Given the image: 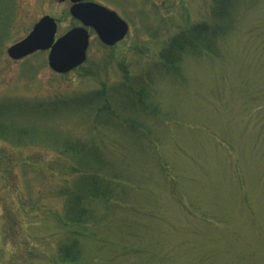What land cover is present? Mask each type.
Wrapping results in <instances>:
<instances>
[{"label": "rangeland", "instance_id": "374dc122", "mask_svg": "<svg viewBox=\"0 0 264 264\" xmlns=\"http://www.w3.org/2000/svg\"><path fill=\"white\" fill-rule=\"evenodd\" d=\"M95 1L126 36L90 30L85 61L56 73L47 51L6 48L44 14L57 35L79 24L71 1L0 0V264H66L73 240L74 264H264V0ZM198 22L227 25L218 55L196 43L174 72L160 52ZM90 165L110 195L74 225Z\"/></svg>", "mask_w": 264, "mask_h": 264}, {"label": "water", "instance_id": "95a60500", "mask_svg": "<svg viewBox=\"0 0 264 264\" xmlns=\"http://www.w3.org/2000/svg\"><path fill=\"white\" fill-rule=\"evenodd\" d=\"M72 1L69 11L83 25L72 27L54 41L56 22L53 17L44 15L23 39L7 48L9 56L20 58L34 50L49 48L50 67L57 72H65L86 57L89 33L85 25L93 27L100 40L108 45L126 35L128 24L116 11L93 1Z\"/></svg>", "mask_w": 264, "mask_h": 264}, {"label": "trees", "instance_id": "16d2710c", "mask_svg": "<svg viewBox=\"0 0 264 264\" xmlns=\"http://www.w3.org/2000/svg\"><path fill=\"white\" fill-rule=\"evenodd\" d=\"M221 15H218V17ZM215 30L211 31L213 28L208 24H204L202 22H198L192 27L188 28V30H184L182 33L178 35H174L170 41L168 46H166L159 55V58L163 63L171 70L176 72L179 70V62L181 60V53L187 52L190 46H193L195 49L197 44H200V48L198 52H206L214 55L215 49L211 48L210 40L214 39L216 36L222 34L224 30L227 28V25L218 24L214 26ZM211 31V32H210ZM197 43V44H196ZM140 92L143 96V91ZM140 96V95H139ZM142 98L138 97V101L141 102ZM133 123V121H130ZM135 125V122L133 123ZM0 129L4 132L3 125H0ZM23 130L17 129L16 135L18 138H22ZM65 149L71 152L73 156L77 157V160H81V155L78 154L77 148L74 145H66ZM80 151V150H79ZM89 173L87 174L89 178H83V187L78 188L76 185H73V191L69 197V201L72 202V206L66 207V219L68 222L74 225H78L83 223L84 219L93 218V212L88 202H85L87 198L89 199H108L110 195L109 190V181L103 184L101 181L100 173L93 172L92 169H96L95 167L88 166ZM76 229V228H75ZM73 229V234L76 233V230ZM72 235V234H70ZM75 240L71 241L68 244H63L61 246V254L62 260L65 261L66 264H74L77 261V256H79V248H76Z\"/></svg>", "mask_w": 264, "mask_h": 264}, {"label": "bare ground", "instance_id": "6f19581e", "mask_svg": "<svg viewBox=\"0 0 264 264\" xmlns=\"http://www.w3.org/2000/svg\"><path fill=\"white\" fill-rule=\"evenodd\" d=\"M128 32V31H127Z\"/></svg>", "mask_w": 264, "mask_h": 264}]
</instances>
